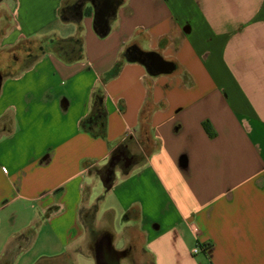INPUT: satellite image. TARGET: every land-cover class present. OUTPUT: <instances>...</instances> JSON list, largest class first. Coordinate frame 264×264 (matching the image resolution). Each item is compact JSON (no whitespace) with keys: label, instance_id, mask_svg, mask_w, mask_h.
I'll return each instance as SVG.
<instances>
[{"label":"crops","instance_id":"1","mask_svg":"<svg viewBox=\"0 0 264 264\" xmlns=\"http://www.w3.org/2000/svg\"><path fill=\"white\" fill-rule=\"evenodd\" d=\"M77 2L0 0V264H102L90 228L120 264H264V0H118L104 36Z\"/></svg>","mask_w":264,"mask_h":264},{"label":"flooded vegetation","instance_id":"2","mask_svg":"<svg viewBox=\"0 0 264 264\" xmlns=\"http://www.w3.org/2000/svg\"><path fill=\"white\" fill-rule=\"evenodd\" d=\"M86 0H78L76 6L70 9L69 13L72 15L79 14L84 11V2ZM92 4L94 6L95 12H96V18L99 25H103L104 18L108 20V18L111 16V11L118 0H91ZM107 4V5H105ZM69 52L72 51L71 48L67 49ZM118 157L121 156L120 154H117ZM109 172V168L105 169V173ZM107 239L108 235L105 231L103 232H94L93 233V240H92V246L93 249L96 251V253L101 254L102 262L106 263V261H109L111 259L112 253L110 250H108L107 245ZM119 256H130L129 251L127 252H121L120 254H117ZM128 257V256H127Z\"/></svg>","mask_w":264,"mask_h":264},{"label":"trees","instance_id":"3","mask_svg":"<svg viewBox=\"0 0 264 264\" xmlns=\"http://www.w3.org/2000/svg\"><path fill=\"white\" fill-rule=\"evenodd\" d=\"M93 8H94V6H93ZM90 13H91L90 8L89 7L85 8L84 11H83V16H89ZM105 22L107 23V19L106 18H104L103 24ZM93 25H94L95 30H98L100 27L103 26V25H99L98 24L97 18H96V12H94ZM43 48H39V51L40 52L43 51L44 50ZM51 48L54 51H56L63 59L69 60V58H67V57H71L75 53V51L78 53V55H81V40L76 38V39H73L71 41H57L51 46ZM68 48H71L72 51L69 52L67 50ZM33 51H34V49H33ZM30 53H28V55H25L24 58H23V56H21V58L19 56L18 57L16 56V60L19 61V63L23 62L25 59L29 60V58L32 55ZM0 79H1V75H0ZM92 119H93V116H90L85 122H83V124H82L83 127L88 129V130L95 128L97 123L93 125ZM202 127H203L204 131L206 132V134L210 138H212L215 135V133H214V131H213V129H212V127H211V125H210V123L208 121H203L202 122Z\"/></svg>","mask_w":264,"mask_h":264},{"label":"water","instance_id":"4","mask_svg":"<svg viewBox=\"0 0 264 264\" xmlns=\"http://www.w3.org/2000/svg\"><path fill=\"white\" fill-rule=\"evenodd\" d=\"M92 3V1H91ZM118 4V2H117ZM107 5V4H105ZM115 8H113L114 10ZM111 12V14H113V11ZM95 32H97L98 35L100 36H104L107 33V23L105 22L103 24L102 27H100L98 30H95ZM138 61L142 64H146L148 69L153 71L155 74H168L173 70V64L169 61L163 60L161 58V56H159V54L155 53V52H149L144 54L143 57L138 58ZM108 235V239H107V245H108V250H110V252L112 253L111 255V259L109 261H106V263H104L105 261L102 260L101 254L97 253V260L102 263V264H120V257L119 252L114 250L112 245H111V241L112 238L111 236L107 233ZM104 261V262H102Z\"/></svg>","mask_w":264,"mask_h":264},{"label":"rangeland","instance_id":"5","mask_svg":"<svg viewBox=\"0 0 264 264\" xmlns=\"http://www.w3.org/2000/svg\"><path fill=\"white\" fill-rule=\"evenodd\" d=\"M42 47H44V48L48 47L47 43L44 42L42 44ZM26 50L23 51V52H21V53L16 54V56L17 57L19 56L20 58H21V56H23V58H24L25 55H28V53L31 52L29 49H26ZM29 60H26L25 62L23 61V62H20L19 63V61L13 62V59H10V60H8L7 64H4V66L6 65V66H9V67H13V66L16 65V66H19L20 67V66L27 65L29 63L28 62ZM15 63H17V64H15ZM9 69H11V68H9ZM99 184H101V183H99ZM97 191H98L97 192L98 193L97 195L104 194L102 188L101 189H98ZM94 192H96V190ZM94 212H95V210H93L92 208L91 209H88V210H84V212H83V216H82L83 218L82 219H83L84 223L86 225H88V227H91V224L93 223ZM117 229L118 228H116V230ZM90 231H91V233L96 232L95 229H93V228H90ZM118 246H119V244H118ZM76 264H94V262H93V260L91 258H89L87 256H81V257L78 258V261H77Z\"/></svg>","mask_w":264,"mask_h":264},{"label":"built area","instance_id":"6","mask_svg":"<svg viewBox=\"0 0 264 264\" xmlns=\"http://www.w3.org/2000/svg\"><path fill=\"white\" fill-rule=\"evenodd\" d=\"M3 171H6V169H3ZM189 227L191 230L196 231L195 224H190ZM206 247H207V244L197 242L195 246L191 249V254L196 255L198 253L204 252Z\"/></svg>","mask_w":264,"mask_h":264}]
</instances>
